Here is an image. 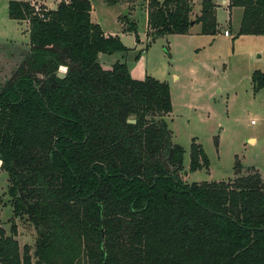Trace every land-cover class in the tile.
I'll return each instance as SVG.
<instances>
[{
	"label": "trees",
	"instance_id": "1",
	"mask_svg": "<svg viewBox=\"0 0 264 264\" xmlns=\"http://www.w3.org/2000/svg\"><path fill=\"white\" fill-rule=\"evenodd\" d=\"M2 1L10 19L29 22L32 50L0 84V162L14 217L37 238L34 250L21 249L16 225L11 236L0 229V264H264L263 175L237 165L233 180H183L186 151L165 119L169 84L134 79L125 61L102 66L101 54L130 49L93 22L92 1L37 13ZM146 1L151 42L195 25L203 35L220 30L216 0H201L195 18L192 0ZM229 8L243 10L237 36H264V0ZM119 20L137 35L135 21ZM252 82L264 89V73ZM203 169L210 160L193 139L190 171Z\"/></svg>",
	"mask_w": 264,
	"mask_h": 264
},
{
	"label": "rangeland",
	"instance_id": "2",
	"mask_svg": "<svg viewBox=\"0 0 264 264\" xmlns=\"http://www.w3.org/2000/svg\"><path fill=\"white\" fill-rule=\"evenodd\" d=\"M28 1L35 11L58 6L57 0ZM91 1L93 22L102 23L130 49L126 55L101 54L102 65L125 61L137 80L150 76L169 84L173 111L165 119L173 142L186 151L183 180L190 184L233 180L237 165L243 168L242 175L259 172L264 177V89L255 91L252 82L256 71L264 73V36H237L243 10L236 9L230 23L223 0H217L220 30L216 35L201 34L197 25L190 35H171L151 42L146 0H122L117 8L103 0ZM192 2L195 18L201 0ZM123 17L136 22L137 35L122 30L124 21L119 19ZM225 31L231 36H225ZM31 50L29 22L10 19L8 2L0 0L1 85ZM193 139L206 152L209 170L190 171ZM9 187V175L0 162V229L11 236L16 225L21 249L29 246L34 250L36 231L26 219L14 217Z\"/></svg>",
	"mask_w": 264,
	"mask_h": 264
},
{
	"label": "crops",
	"instance_id": "3",
	"mask_svg": "<svg viewBox=\"0 0 264 264\" xmlns=\"http://www.w3.org/2000/svg\"><path fill=\"white\" fill-rule=\"evenodd\" d=\"M216 3L218 4V1L216 0ZM199 4V7H198V5H197V14H196V16H199L200 15V13H201V5H200V3H198ZM223 5H225L226 6V8L228 9V12H229V16H230V20H229V22L230 23H232V16H233V14H234V11L237 9V8H234V9H232V10H230V8H229V0H223ZM117 6H119V5H114V6H111V7H115V8H117ZM122 9H124V6L122 5V6H120ZM219 7H220V5L218 4V9H219ZM218 9H217V12H218ZM93 11V10H92ZM195 11V10H194ZM243 13V12H242ZM147 14V17H148V13H146ZM193 14H194V12H193ZM91 16H92V13H91ZM148 20V19H147ZM101 27H102V29L104 30V32H105V34L106 35H112V36H118V35H113V34H111L110 32H108V31H106L105 30V28H104V25L102 24V23H98ZM121 25V24H120ZM122 26V25H121ZM195 26H197V25H195ZM194 26V27H195ZM194 27L192 28V30H191V33L190 34H192V31H193V29H194ZM122 30H123V26H122ZM124 31V30H123ZM190 34H188V35H190ZM231 36V35H230ZM230 36H228V37H230ZM102 64V63H101ZM114 65V63L111 61V62H109L108 63V65H107V67H105V66H103L105 69H111L112 68V66ZM128 65V64H127ZM129 70H130V68H129ZM130 73H131V75H132V72H131V70H130ZM132 77L134 78V79H136V77L135 76H133L132 75ZM175 78L176 79H178V76H175ZM252 139H254L255 140V142H256V139L255 138H252Z\"/></svg>",
	"mask_w": 264,
	"mask_h": 264
},
{
	"label": "built area",
	"instance_id": "4",
	"mask_svg": "<svg viewBox=\"0 0 264 264\" xmlns=\"http://www.w3.org/2000/svg\"><path fill=\"white\" fill-rule=\"evenodd\" d=\"M22 1H25V2H28L29 4H30V2L28 1V0H22ZM58 1V3H60L61 1H63V0H57ZM32 7V6H31ZM34 9V7H32V11L33 12H35V13H37V12H41V11H43V10H48V9H46V8H44V9H42V10H38L37 9V11H35V10H33ZM44 17V16H43ZM225 36H230V32L229 31H225ZM60 70H65L66 71V68H64V67H61L60 68ZM252 123H254V122H252Z\"/></svg>",
	"mask_w": 264,
	"mask_h": 264
},
{
	"label": "water",
	"instance_id": "5",
	"mask_svg": "<svg viewBox=\"0 0 264 264\" xmlns=\"http://www.w3.org/2000/svg\"><path fill=\"white\" fill-rule=\"evenodd\" d=\"M58 77H59V78H65V77H66V73L63 72V71H59V72H58ZM128 122H129V123H132V124H135V123H136V120H128ZM167 168H168V170H170L169 167H167Z\"/></svg>",
	"mask_w": 264,
	"mask_h": 264
}]
</instances>
